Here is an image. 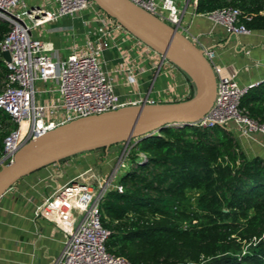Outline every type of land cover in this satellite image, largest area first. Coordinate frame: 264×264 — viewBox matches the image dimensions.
Instances as JSON below:
<instances>
[{
    "label": "trees",
    "instance_id": "1",
    "mask_svg": "<svg viewBox=\"0 0 264 264\" xmlns=\"http://www.w3.org/2000/svg\"><path fill=\"white\" fill-rule=\"evenodd\" d=\"M227 7L240 10L248 31H264V0H196L194 12ZM9 31L0 20V42ZM6 74L0 54V93ZM239 107L264 123V82L248 89ZM14 128L0 111V154ZM133 143L124 154L128 171L116 182L121 191L108 190L100 203L109 254L129 264H264L262 158L246 155L219 126L167 127Z\"/></svg>",
    "mask_w": 264,
    "mask_h": 264
},
{
    "label": "built area",
    "instance_id": "2",
    "mask_svg": "<svg viewBox=\"0 0 264 264\" xmlns=\"http://www.w3.org/2000/svg\"><path fill=\"white\" fill-rule=\"evenodd\" d=\"M52 1L56 4L54 11L28 10L23 0H0V20L10 27L0 42V54L8 52L10 55V62H3L7 74L0 93V111L15 125L3 139L0 167L8 164L26 143L58 126L130 106L119 102L112 80L102 70V54L110 48L107 38L114 32L128 34L137 45L151 51L101 12L91 0ZM129 1L188 36L187 30L181 27L182 12L175 0ZM85 11L95 14L97 29L91 33L81 52L73 50L60 59L50 54L44 42L32 37V32L45 24L75 17ZM200 16L220 25L230 35L250 33L240 23L243 15L238 9L227 7ZM189 39L203 50L216 77V96L211 109L190 127L226 128L233 124L245 138L253 140L260 136L264 139V123L251 119L239 107L241 98L252 86H239L229 72L214 63L213 49L204 47L196 38ZM161 62L176 69L162 59ZM40 82L47 84V88L39 90L36 85ZM129 83H136L135 76L129 77ZM40 94L56 95V98L39 103L36 97ZM116 191L120 192L121 187L116 186ZM104 194L103 190L96 191L84 182L74 181L43 202L39 215L54 222L65 236L62 250L51 264H129L106 251L109 232L100 221V203Z\"/></svg>",
    "mask_w": 264,
    "mask_h": 264
},
{
    "label": "crops",
    "instance_id": "3",
    "mask_svg": "<svg viewBox=\"0 0 264 264\" xmlns=\"http://www.w3.org/2000/svg\"><path fill=\"white\" fill-rule=\"evenodd\" d=\"M195 1L175 0L182 12L181 27L187 30L189 38H196L204 47L213 49L214 63L229 72L239 86L254 87L264 82V31L230 35L220 25L195 14ZM23 2L28 10L56 9L52 0ZM94 20L95 14L85 11L45 24L35 29L32 37L44 42L50 54L63 59L73 50H84L86 41L97 29ZM107 41L110 48L102 54V70L112 80L121 104L173 103L188 98L191 89L181 72L162 63L159 56L137 45L128 34L114 32ZM130 76H135L136 83H129ZM47 86L41 82L36 85L39 90ZM52 98L56 95L40 94L36 100L48 103ZM227 130L233 132L246 155L264 160L262 137L245 138L233 124ZM97 162L88 153L49 166L22 179L0 198V264L53 262L62 250L65 236L54 222L39 215V208L70 182L86 183L89 178H95L90 171Z\"/></svg>",
    "mask_w": 264,
    "mask_h": 264
},
{
    "label": "water",
    "instance_id": "4",
    "mask_svg": "<svg viewBox=\"0 0 264 264\" xmlns=\"http://www.w3.org/2000/svg\"><path fill=\"white\" fill-rule=\"evenodd\" d=\"M91 1L162 61L185 75L193 95L178 102L130 105L80 118L29 141L0 167V198L22 179L77 155L122 144V158L133 141L137 143L167 127L198 123L214 103L216 77L212 65L187 36L129 0ZM1 58L10 62L8 52H2Z\"/></svg>",
    "mask_w": 264,
    "mask_h": 264
},
{
    "label": "rangeland",
    "instance_id": "5",
    "mask_svg": "<svg viewBox=\"0 0 264 264\" xmlns=\"http://www.w3.org/2000/svg\"><path fill=\"white\" fill-rule=\"evenodd\" d=\"M123 148L124 145H121L103 152L91 153L99 160V163L97 162L90 171L94 173L95 178H89L86 184L93 187L96 191L103 190L104 193L110 189H116L118 178L123 176L129 167L127 160L124 162L125 155L122 158L120 157ZM107 156H110V158L108 159Z\"/></svg>",
    "mask_w": 264,
    "mask_h": 264
}]
</instances>
